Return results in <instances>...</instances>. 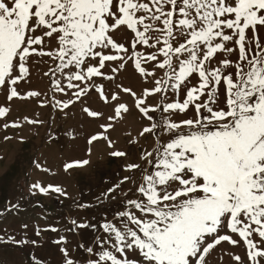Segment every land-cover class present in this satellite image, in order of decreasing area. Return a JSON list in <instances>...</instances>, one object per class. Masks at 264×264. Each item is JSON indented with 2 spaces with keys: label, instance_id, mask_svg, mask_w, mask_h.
I'll return each instance as SVG.
<instances>
[{
  "label": "snow or ice",
  "instance_id": "snow-or-ice-1",
  "mask_svg": "<svg viewBox=\"0 0 264 264\" xmlns=\"http://www.w3.org/2000/svg\"><path fill=\"white\" fill-rule=\"evenodd\" d=\"M121 26L134 33L132 51L110 36ZM260 28H264V0H0V88L8 85L9 100L39 95L32 91L20 96L15 87L29 75L28 61L33 55L57 61L51 69L53 88L61 93L65 87L75 89L76 99L95 89L109 102L103 85L97 88L94 79H114L101 71L106 62H120L110 69L115 73L131 61L134 71L151 78L153 84L141 92L134 106L149 121L140 136L153 135L157 147L144 152V167L128 165V170L142 173L135 197L125 201L116 223L102 225L107 239L97 238L95 248L81 245L90 254L86 264H205L217 245L239 243L229 234H219L224 228L244 242L248 264L264 262V248L252 239L255 234L264 242V46L259 42ZM248 30L256 40L255 50H246V42L252 43V39L246 41ZM37 31L41 34L35 35ZM54 34L57 47L45 50V38ZM227 42L235 47H226ZM138 45L154 51L144 55L136 51ZM218 53L225 58L217 62L219 66H212ZM232 53H238L235 62L227 58ZM142 62L155 63L148 70ZM229 66L235 68L234 74L226 72ZM156 70H163V76L157 78ZM57 74L66 81L65 86ZM194 74L196 86L191 85ZM222 83L226 101L220 108L216 105ZM182 87V102L178 98L166 102L179 97ZM123 91L131 92L128 88ZM157 94L158 102L148 104V97ZM202 97L206 99L201 101ZM76 99L69 98L62 108H69ZM110 99L119 97L114 93ZM190 107L194 118L172 119ZM8 111L0 107V118ZM84 111L93 117L101 115L87 108ZM128 111L120 104L108 119H123L122 113ZM112 126L100 127L106 132ZM98 139L107 137L102 132L89 143ZM108 144L113 146L110 140ZM111 155L127 154L114 151ZM87 163H69L65 168ZM32 187L45 195L49 191L66 195L57 186ZM73 224L89 227L87 223ZM62 241L66 243L64 238ZM61 251L63 264H76L67 249ZM129 251L138 252L141 259L129 260ZM234 260L241 262V257L235 255Z\"/></svg>",
  "mask_w": 264,
  "mask_h": 264
},
{
  "label": "rangeland",
  "instance_id": "rangeland-1",
  "mask_svg": "<svg viewBox=\"0 0 264 264\" xmlns=\"http://www.w3.org/2000/svg\"><path fill=\"white\" fill-rule=\"evenodd\" d=\"M40 34L39 31L35 33ZM258 35L259 42L264 46V28L259 29ZM110 36L117 44H123L132 51L130 43L134 33L131 30L121 26ZM248 39H252L251 30L247 32L246 41ZM255 43V39L251 44L246 42V50H255ZM45 44V50L55 49V34L52 38H45ZM226 47H235V44L227 42ZM136 51L148 55L154 50L138 45ZM224 58L225 54L218 53L212 66H219L217 62ZM227 58L235 62L238 53H232ZM118 63L106 62V67L101 70L106 75H112L113 80L94 78L97 88L103 85L104 94L109 96L108 103L100 98L95 89L79 99L73 96L75 89L65 87L66 94L56 91L52 85L51 69L56 67L57 61L49 56H31L28 61L29 75L15 86L20 96L32 91L38 92V96L9 100L8 85L0 88V107L9 109L0 118V237L3 238V243H0V264H63L65 257L61 249H67L76 264H86L90 254L81 245L95 248L97 238L107 239L108 234L103 232L102 225L105 222L116 223L118 213L126 207L125 201L135 197L136 185L142 180V173L140 170H128V165L140 164L144 167L146 162L141 157L145 151H153L157 142L151 134L140 136L149 121L142 117L134 101L153 84L151 78H142L134 71L131 61L117 72H111L110 69ZM154 63L142 62V66L152 70ZM235 71L232 66L226 69V72L233 74ZM156 75L157 78L163 76V70H156ZM57 78L61 79L62 86L66 85L59 74ZM190 79L192 86L198 84L195 74ZM125 88L131 92H124ZM114 93L119 97L116 101L110 99ZM184 97L182 87L179 97L173 96L166 102L177 98L182 102ZM69 98L76 99V102L63 109L62 103ZM204 99L206 97H202L201 101ZM57 100L61 101V105H56ZM158 100L159 94L148 97L147 102L155 105ZM225 101V86L222 83L216 106L223 108ZM120 104H125L129 111L122 113L123 119L109 121L108 117L114 115V107ZM85 108L101 115L89 116ZM194 117V109L190 107L187 112H177L172 119L179 122ZM25 118L38 122L29 124ZM12 123L22 126L4 127ZM106 124L113 126L104 132L100 126ZM102 132L107 140L98 139L89 143L91 137ZM163 139L167 140L168 137L164 136ZM109 140L112 147H109ZM114 151L127 155L116 157L111 155ZM82 161L89 163L82 167L65 168L69 163ZM125 177L131 179L124 181ZM34 184L45 188L49 185L60 187L66 195L51 191L45 195L38 188H33ZM118 184L119 187H115ZM112 188L115 190L109 192ZM73 221L77 224L87 223L89 227L78 228ZM23 225H27V228H23ZM51 228L58 231H50ZM37 231L40 235H36ZM219 234H229L239 243L233 246L224 241L217 245L206 257L205 264H248L246 246L240 237L229 233L227 228ZM12 237L27 243L16 244ZM252 239L264 248V242L255 234ZM33 240L36 243H31ZM56 241L62 242L58 244ZM235 255L241 257V262L234 260ZM127 258L141 259L138 252L131 251L127 253Z\"/></svg>",
  "mask_w": 264,
  "mask_h": 264
}]
</instances>
